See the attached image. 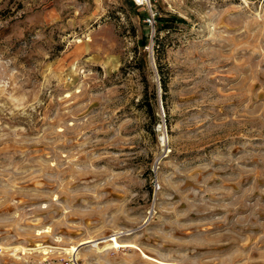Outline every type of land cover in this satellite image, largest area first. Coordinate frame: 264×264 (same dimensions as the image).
Returning a JSON list of instances; mask_svg holds the SVG:
<instances>
[{
	"label": "rangeland",
	"instance_id": "rangeland-1",
	"mask_svg": "<svg viewBox=\"0 0 264 264\" xmlns=\"http://www.w3.org/2000/svg\"><path fill=\"white\" fill-rule=\"evenodd\" d=\"M0 264H264V0H0Z\"/></svg>",
	"mask_w": 264,
	"mask_h": 264
},
{
	"label": "trees",
	"instance_id": "trees-1",
	"mask_svg": "<svg viewBox=\"0 0 264 264\" xmlns=\"http://www.w3.org/2000/svg\"><path fill=\"white\" fill-rule=\"evenodd\" d=\"M157 19H158V24H157L158 30H161L164 27L171 28L174 26V23L182 21L181 19H179L178 17H175V16H172V17H161L160 16V17H157ZM158 40L159 39L155 36V43H156L155 50H156L158 67H159L160 66V61H159V53H160L159 43H160V41H158ZM144 42L145 41H143V44H144ZM158 70H159V73L161 76L163 90H164V92H167V83H166V79L164 77V74L162 73V69L159 68ZM165 94H164V99H165ZM155 97H156V94H155Z\"/></svg>",
	"mask_w": 264,
	"mask_h": 264
},
{
	"label": "built area",
	"instance_id": "built-area-1",
	"mask_svg": "<svg viewBox=\"0 0 264 264\" xmlns=\"http://www.w3.org/2000/svg\"><path fill=\"white\" fill-rule=\"evenodd\" d=\"M149 20V22L154 26L155 24V14L154 13H152V18H149L148 19Z\"/></svg>",
	"mask_w": 264,
	"mask_h": 264
},
{
	"label": "bare ground",
	"instance_id": "bare-ground-1",
	"mask_svg": "<svg viewBox=\"0 0 264 264\" xmlns=\"http://www.w3.org/2000/svg\"><path fill=\"white\" fill-rule=\"evenodd\" d=\"M144 1H148V0H144ZM87 241H90V240H85L84 242H87ZM82 242H83V241H82ZM84 242H83V243H84ZM23 247H24V246H23Z\"/></svg>",
	"mask_w": 264,
	"mask_h": 264
}]
</instances>
